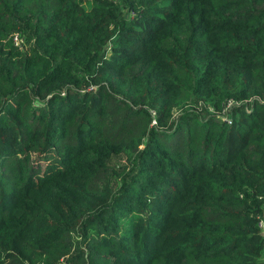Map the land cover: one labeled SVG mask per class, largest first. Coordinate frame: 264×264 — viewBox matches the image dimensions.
I'll return each mask as SVG.
<instances>
[{
    "label": "trees",
    "instance_id": "obj_1",
    "mask_svg": "<svg viewBox=\"0 0 264 264\" xmlns=\"http://www.w3.org/2000/svg\"><path fill=\"white\" fill-rule=\"evenodd\" d=\"M263 254L264 0H0V264Z\"/></svg>",
    "mask_w": 264,
    "mask_h": 264
},
{
    "label": "built area",
    "instance_id": "obj_2",
    "mask_svg": "<svg viewBox=\"0 0 264 264\" xmlns=\"http://www.w3.org/2000/svg\"><path fill=\"white\" fill-rule=\"evenodd\" d=\"M18 38L16 36L13 37V41H14V44H17L18 43ZM234 104V102L232 100H227L224 104V107H223V113H226L228 111V109ZM258 225L260 227H263V221L260 219L258 221ZM263 260H264V256H263Z\"/></svg>",
    "mask_w": 264,
    "mask_h": 264
},
{
    "label": "rangeland",
    "instance_id": "obj_3",
    "mask_svg": "<svg viewBox=\"0 0 264 264\" xmlns=\"http://www.w3.org/2000/svg\"><path fill=\"white\" fill-rule=\"evenodd\" d=\"M263 256H264V254H263Z\"/></svg>",
    "mask_w": 264,
    "mask_h": 264
}]
</instances>
